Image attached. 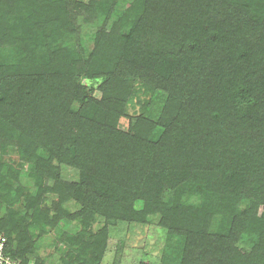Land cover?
Listing matches in <instances>:
<instances>
[{"label": "trees", "instance_id": "obj_1", "mask_svg": "<svg viewBox=\"0 0 264 264\" xmlns=\"http://www.w3.org/2000/svg\"><path fill=\"white\" fill-rule=\"evenodd\" d=\"M119 6L0 0V234L8 254L45 264L37 238L78 221L79 232L54 242L60 264H103L111 226L157 216L165 259L264 264V0ZM158 94L157 115L127 112L135 97ZM23 176L32 188L20 186ZM49 195L57 197L51 206ZM71 203L80 207L74 214ZM118 247L112 264H123Z\"/></svg>", "mask_w": 264, "mask_h": 264}, {"label": "rangeland", "instance_id": "obj_2", "mask_svg": "<svg viewBox=\"0 0 264 264\" xmlns=\"http://www.w3.org/2000/svg\"><path fill=\"white\" fill-rule=\"evenodd\" d=\"M87 2L88 0H80ZM120 6L118 10H122L123 7L130 3L132 0H118ZM79 22L81 19H78ZM88 36L86 37V47L92 46V41L89 37H92V33L86 30ZM92 39V38H91ZM99 96V93L96 94ZM164 97L160 94L155 95L152 98L148 96L140 95L138 98H134L128 108L127 112L130 115H138L141 113L157 115L163 106ZM129 119L123 117L120 122V128L126 130L128 128ZM12 156L18 157L16 150H12L10 153ZM21 164V162H19ZM64 175L70 180H76L77 177L73 176L70 171L64 172ZM20 186L31 187L33 186V181L28 177L20 178ZM19 183H15L14 187H18ZM10 194H13L11 192ZM56 196L49 195L45 205L51 206L52 202L56 200ZM10 199V198H9ZM198 199H189L191 203L198 204ZM22 203L16 205V209H19L22 214L26 211L21 209ZM141 204H137V208H141ZM70 214L76 213L80 207L71 203L66 207ZM159 218L157 216H152L149 218V223L145 225L141 224H127L119 223L117 226H111L109 228V242L108 249L103 261V264H112L115 255L118 252V246L120 245L123 249V264H178V260L172 257V259H165L163 257V251L165 250L167 242V234L164 229L158 225ZM102 219H99L94 225V231H98L103 227ZM81 225L78 221H63L59 226L51 230L49 233H44L45 235L37 238V248L36 256L40 257L45 264H60L61 251L57 250L54 242L62 236L64 232L75 235L81 230ZM39 232L37 233V237ZM62 250H65L66 246L61 245ZM121 249V248H120Z\"/></svg>", "mask_w": 264, "mask_h": 264}, {"label": "built area", "instance_id": "obj_3", "mask_svg": "<svg viewBox=\"0 0 264 264\" xmlns=\"http://www.w3.org/2000/svg\"><path fill=\"white\" fill-rule=\"evenodd\" d=\"M0 264H22L20 260L12 258L7 252V240L0 234Z\"/></svg>", "mask_w": 264, "mask_h": 264}]
</instances>
